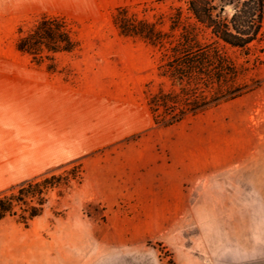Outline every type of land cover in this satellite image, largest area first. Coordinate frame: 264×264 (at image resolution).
<instances>
[{"label": "rangeland", "instance_id": "rangeland-1", "mask_svg": "<svg viewBox=\"0 0 264 264\" xmlns=\"http://www.w3.org/2000/svg\"><path fill=\"white\" fill-rule=\"evenodd\" d=\"M188 1L0 0V73L59 78L71 97L61 110L71 136L81 143L101 126L117 139L30 178L48 174L60 185L28 227L8 217L0 231L40 230L54 251L88 246L94 255L109 245L99 255L108 259L94 264H264V42L250 54L227 51L248 93L164 128L154 124L144 94L158 89V53L113 23L126 7L168 30L173 10ZM43 15L65 17L80 43L57 56L56 72L15 47L18 30ZM72 162L82 165V183L71 180ZM116 182L125 187L112 189Z\"/></svg>", "mask_w": 264, "mask_h": 264}, {"label": "trees", "instance_id": "trees-1", "mask_svg": "<svg viewBox=\"0 0 264 264\" xmlns=\"http://www.w3.org/2000/svg\"><path fill=\"white\" fill-rule=\"evenodd\" d=\"M168 30L158 21L140 17L129 8H117L113 23L125 38L139 39L158 53L156 91L145 100L156 126L172 127L248 93L245 73L228 54V48L250 54L264 42V0H189L187 9L175 8ZM16 50L36 65L57 71L56 59L80 49L65 17L43 15L33 26L18 30ZM71 180L82 183L81 164L72 162ZM44 174L0 193V221L15 217L28 227L43 215L48 193L60 181Z\"/></svg>", "mask_w": 264, "mask_h": 264}, {"label": "crops", "instance_id": "crops-1", "mask_svg": "<svg viewBox=\"0 0 264 264\" xmlns=\"http://www.w3.org/2000/svg\"><path fill=\"white\" fill-rule=\"evenodd\" d=\"M50 75L0 73V191L75 159L78 150L95 153L117 140L109 139L106 129L98 126L78 143L71 136V124L61 119V110L70 107V94L67 87L62 89L59 78L50 79ZM50 110L52 120L46 123ZM134 127L126 129L128 134ZM124 187L116 182L112 189ZM88 249L54 251L52 241L46 243L44 233L36 229L0 231V264H94L108 259L99 255H108L109 245L100 246L94 255Z\"/></svg>", "mask_w": 264, "mask_h": 264}]
</instances>
